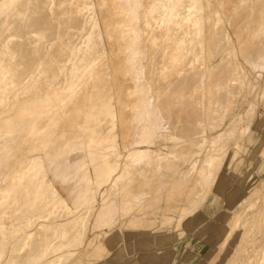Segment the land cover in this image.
Listing matches in <instances>:
<instances>
[{"label": "bare ground", "instance_id": "bare-ground-1", "mask_svg": "<svg viewBox=\"0 0 264 264\" xmlns=\"http://www.w3.org/2000/svg\"><path fill=\"white\" fill-rule=\"evenodd\" d=\"M260 59L264 0H0V264H85L121 216L194 206ZM249 194L207 264H264V181Z\"/></svg>", "mask_w": 264, "mask_h": 264}, {"label": "rangeland", "instance_id": "rangeland-1", "mask_svg": "<svg viewBox=\"0 0 264 264\" xmlns=\"http://www.w3.org/2000/svg\"><path fill=\"white\" fill-rule=\"evenodd\" d=\"M223 20L227 25L226 18ZM227 26L229 28V25ZM230 32L232 34L231 30ZM257 65H245L252 73L249 79L256 86L251 93L248 92L249 89L245 90V94L249 93V96L240 100L235 109L236 114L242 112L246 115L244 118L249 122L250 130L247 129V136L240 147L235 148L233 155L231 153L226 159L219 175L215 177L213 187L208 189L209 191L199 193L195 205L189 207L185 213L181 209L183 202L177 206L165 203L166 210H151L149 221L134 233L129 225V215L121 216L113 227L114 232L103 235L99 255L84 257L85 264H90L89 261L93 262L92 264H207L211 261L217 247L227 238L228 212L234 209L243 211L249 199V192L259 188L264 181V61L260 59ZM255 99L257 100L253 109L249 111V104ZM248 112H251L250 116ZM91 232L90 236L98 231ZM233 243V238L227 241L226 254L233 249ZM81 251L82 249H79L77 252ZM79 255L76 254L73 259ZM236 258L237 256L234 260ZM225 261L223 255L217 264H224Z\"/></svg>", "mask_w": 264, "mask_h": 264}]
</instances>
